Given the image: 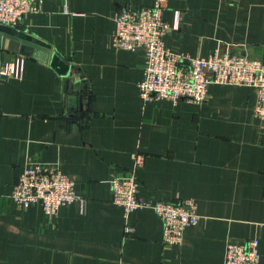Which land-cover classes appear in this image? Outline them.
Here are the masks:
<instances>
[{
    "label": "crops",
    "instance_id": "crops-1",
    "mask_svg": "<svg viewBox=\"0 0 264 264\" xmlns=\"http://www.w3.org/2000/svg\"><path fill=\"white\" fill-rule=\"evenodd\" d=\"M152 0H44L0 25V264H223L227 243L258 239L264 264V120L253 88L212 84L200 104L143 101L145 51L113 46L115 12ZM165 48L231 52L264 64V0H167ZM81 104V106H80ZM145 155L137 193L192 200L200 221L162 246L151 208L112 202L110 181ZM60 164L85 199L47 216L9 198L28 162ZM131 228L126 232L125 228Z\"/></svg>",
    "mask_w": 264,
    "mask_h": 264
},
{
    "label": "built area",
    "instance_id": "built-area-1",
    "mask_svg": "<svg viewBox=\"0 0 264 264\" xmlns=\"http://www.w3.org/2000/svg\"><path fill=\"white\" fill-rule=\"evenodd\" d=\"M43 1L0 0V25L18 26L28 14L36 12L37 5ZM61 1L66 11L70 0ZM166 4L167 0H152L149 6H124L113 17V46L131 52L145 51L140 98L143 101L184 99L200 104L212 84L253 88L257 92L254 113L264 120V64L231 52L215 51L207 57H194L165 48L163 38L172 29L163 18ZM11 76H22L21 64L17 63L11 73L0 66V80ZM131 159V170L110 181L113 204L123 209L126 220L134 211L151 208L162 224L163 248L181 244L185 230L200 221L196 204L192 200L169 203L139 197L137 171L143 168L145 155L137 151ZM9 198L20 210L39 204L47 216H54L60 207L76 202L82 208L86 202L58 162H28ZM125 230L131 232L128 226ZM258 245L256 238L242 245L227 243L223 264H260Z\"/></svg>",
    "mask_w": 264,
    "mask_h": 264
},
{
    "label": "water",
    "instance_id": "water-1",
    "mask_svg": "<svg viewBox=\"0 0 264 264\" xmlns=\"http://www.w3.org/2000/svg\"><path fill=\"white\" fill-rule=\"evenodd\" d=\"M80 106H81V104H80Z\"/></svg>",
    "mask_w": 264,
    "mask_h": 264
}]
</instances>
